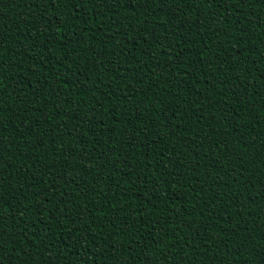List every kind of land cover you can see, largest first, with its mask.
I'll return each mask as SVG.
<instances>
[{
    "label": "trees",
    "instance_id": "trees-1",
    "mask_svg": "<svg viewBox=\"0 0 264 264\" xmlns=\"http://www.w3.org/2000/svg\"><path fill=\"white\" fill-rule=\"evenodd\" d=\"M0 264H264V0H0Z\"/></svg>",
    "mask_w": 264,
    "mask_h": 264
}]
</instances>
